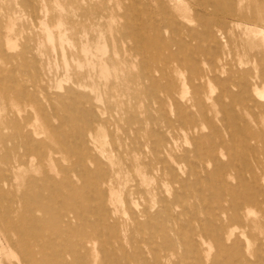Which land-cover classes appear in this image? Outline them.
I'll return each mask as SVG.
<instances>
[{
  "label": "rangeland",
  "instance_id": "1",
  "mask_svg": "<svg viewBox=\"0 0 264 264\" xmlns=\"http://www.w3.org/2000/svg\"><path fill=\"white\" fill-rule=\"evenodd\" d=\"M163 1L185 26L182 31L168 25L159 0H149L151 5L148 0H93L92 7L89 0H0V169L5 178L0 181V264H146L145 259L154 264L150 250L164 243L159 225L141 213L134 224L131 216L152 205L156 214L163 199L179 217L169 228H180L184 240L170 262L199 264L191 227L198 232L201 224L203 264H241L235 261V244L251 261L264 255L259 249L264 238V9L237 6L258 23L209 17L208 34L197 21L196 15H204L199 0H178L182 9L174 8L177 2ZM128 13L140 15L149 35L155 34L151 23L156 30L161 26L163 45L143 47L126 36ZM192 30L195 36H190ZM176 40L184 41L186 49ZM101 58L108 62L104 74L117 82V89L104 85ZM189 59L198 60L200 70ZM125 65L135 73L150 70L159 79L162 98L167 93L161 89L172 82L178 106H188L197 118L196 131L178 126L177 106L169 100L161 104L128 93ZM78 81L90 86L78 87ZM144 85L152 84L146 79ZM195 85L201 90L197 106L191 103ZM72 91L99 97L81 107L93 111V140L115 161L123 149L113 150L115 143L130 145L135 129L150 127L151 117L166 114L174 128L167 132L170 151L162 155H170L167 161L173 165L183 158L181 182L162 171L142 182L133 168L122 165L114 186L125 199L108 201L113 220L107 216L99 222L96 209L103 198L90 182L94 176L81 171L77 151L61 148L51 131L63 126L69 132L85 123V116L72 123L61 117L73 104ZM21 131L29 134L28 140L18 136ZM12 136L14 141L8 140ZM89 168L94 173L96 163ZM130 188L153 191L134 195L136 210L128 201ZM219 197L226 211L219 208ZM175 198L181 201L178 206ZM237 209L244 214L241 219ZM221 225L233 231L222 245L211 235ZM88 236L96 239L94 249L79 245ZM57 250L63 252L61 262Z\"/></svg>",
  "mask_w": 264,
  "mask_h": 264
},
{
  "label": "bare ground",
  "instance_id": "2",
  "mask_svg": "<svg viewBox=\"0 0 264 264\" xmlns=\"http://www.w3.org/2000/svg\"><path fill=\"white\" fill-rule=\"evenodd\" d=\"M169 1L170 2H172V1L177 2L173 5L174 8H176V9L181 8L182 9V7H180V1H178V0H169ZM237 1H239L238 4L235 0H199L200 10L202 12H204V15H203V13L196 15L198 24L203 26L207 30L206 32L208 34H210L212 22L209 19V17L212 19V18H214V16H217L220 14L223 15L224 17H228L230 20L229 21L230 23H234V22H237V23H239V22H241V23H243V22L258 23V21L256 19H254L248 15L239 13L237 10V6L238 5L249 6V7H254L255 9L260 10V9H264V0H237ZM159 2H160L161 6L165 12V16H166L165 18H166V21L168 22V25H171L172 27H174L173 30L175 29L176 31H179V30L182 31L185 26H183L181 23H179L177 21V17L173 12H171L168 8L166 9L165 2L163 0H159ZM148 3H149V0H148ZM92 4H93V0H89V6L90 7H92ZM198 10H199V8H198ZM200 10H199V12H201ZM206 15H208V17ZM102 17L103 16H100V18H102ZM140 18H141L140 15H135L132 13L127 14V23H126V27H125L127 30L125 33L126 36L128 35L130 37H133L143 47L162 46L163 45L162 43L164 41L162 42L161 34L158 31V29L161 26H159V28L156 30V28H157L156 24L155 23L152 24L151 23L152 21H151L150 25L154 29L155 34L149 35L148 34L149 29H147L149 25L146 24L145 22L143 23V21H141L142 18L141 19ZM229 22H227V23H229ZM45 27H47V26H45ZM167 27H170V26H167ZM172 27H171V29H172ZM110 29H112V28L110 27ZM187 32L189 34V31H187ZM50 33H51V30H50L49 34ZM52 33H53V31H52ZM120 34H121V32H120ZM195 35H196V33L192 30V32H190V36H195ZM201 37H202V35H201ZM61 38H59V39H61ZM208 38H210V36ZM208 38H206V39H208ZM196 40H197V38H196ZM176 42H180V40L179 41L176 40ZM180 45L181 46H179V47L186 49V44L184 41H181ZM189 45H190V43H189ZM190 50H191V48H190ZM192 54L194 55L195 53H192ZM109 60L111 61L112 58H110ZM197 61L198 60H196V61L195 60L192 61V59L190 60L191 64L193 65V68H195L198 71V70H200V66H199ZM190 62H188V63H190ZM100 64L102 67L101 75L106 78L104 85L105 86L110 85L112 87V89L113 88L117 89V82L116 81H109V79L107 78L108 76L104 74L105 71L103 69L108 64L106 59L101 58ZM217 69H218L217 65L212 66V72H214L215 74L217 72ZM122 73H124L122 78H124V80L126 81L125 86H126V90L128 93L133 95L136 99H141L143 97H147L150 101H152V100L157 101L161 104H165L166 99L169 100L172 104L177 106V109H176V117L177 118L175 119V122L179 123L178 126H180L182 129H184L186 131H192V132L196 131V129L198 127L197 118L193 114L187 112L188 106H186V107L178 106L179 104H178V101L174 95V84L172 82L168 83L167 85H165V87L163 89H161V91H165L167 93V96L162 98L161 95L159 94V91L157 90L159 79L152 72H150V70L144 69V70H142V72L135 73L129 69L128 65H125L122 68ZM119 74H120V71L115 70V75H114L115 78H119ZM213 77H214V75H213ZM90 78H91L90 74L85 75V79H90ZM199 78H202V76ZM146 79L149 80L150 83L152 84L151 87H146V85H144V81ZM75 85L78 87H83L85 89L88 86H90L88 84H84V83H81L79 81L75 82ZM94 88H95V84L92 86V90ZM195 94H196V96L191 99V103L193 106H197L201 103V98H200L201 90H200V86H198V85H195ZM71 98L73 100V104L71 105V107H68L67 111L65 113H63L61 117L63 118V120H66L67 122L72 123V122L79 121L80 119H82L83 116H85V123H83L79 126H71V129L69 132L63 126H60L56 129L52 128L51 131H52L54 139L58 142V144L60 145L61 148L66 149L67 151H73V149H75L77 151L78 158L76 160V165L80 166L81 171L86 175L92 174V176H94L90 182L95 186V188L97 189L96 191L98 192L100 197L103 198L102 202L100 204V207H98L99 209L98 208L96 209L97 214L98 213L100 214L99 222L104 221L107 216L113 220L114 215L112 212L110 213V211H112V209L108 206V203H107L108 201L114 202V200L115 201H122L125 199V197H123L122 193L115 191L116 189L114 186V183H115L117 177L121 173L122 165L127 166V168L129 170H130V167L133 168L141 176L142 182L148 181L150 179L149 175L155 171L168 172L169 174H171L174 181L181 182L180 177L178 175V171L182 170V166H183L182 162L184 161V160H182L183 158L181 160L175 158L176 160H174V163L176 165H173L167 161L168 157L170 155L169 156H163L162 155L163 152H165L167 150L170 151V149H169L170 141L167 137V132L171 131V129L174 128V124H172V122L168 119L166 114H163L162 117L159 119L156 117H151L152 125L150 127H142L141 126L137 129H135L134 135L132 138V142L130 145L123 147V145L121 143H115L113 146V148H114L113 150H115V149L121 150L123 148L119 154L118 161H115V160H113V158L110 155H107L103 150H101L98 147V145L96 144V142L93 140V131H94V125H93L94 113H93V111L88 110L87 108H84V106L81 107V105H84V103H90V102H94L95 100H98L99 97L93 95L90 92H84V93L79 92L78 93L76 91H72ZM120 102H123V101H120ZM201 117L204 120L207 118V116H205L204 114H201ZM233 131H232V133H233ZM61 134L65 135L64 140L60 137ZM18 136H20L21 138H23L25 140L29 139V134L23 133L22 131L18 133ZM3 139H5V138H3ZM8 140L14 141V137L13 136L9 137ZM172 144H174V143H172ZM40 147L41 146H39L37 148L39 149ZM146 149H148L147 152H146ZM124 154L129 155L132 159L131 160L129 159V161L125 160L123 158ZM167 155H168V153H167ZM103 159H105L107 161V163H106L107 165H105V166L103 164ZM173 159H174V157H173ZM90 162L96 163V165H97L96 171H93L94 173H92L91 169L89 168ZM138 180H139V178H138ZM223 180L226 181L225 178H223ZM0 181H5L3 170H1V169H0ZM144 191L146 192V194H151L153 189H151V190L146 189ZM144 191H142L138 188H130L128 191V194H127L129 196L128 201L131 204V206L134 207L136 210H137V203L134 200V195L144 193ZM232 193H233V196L235 197L234 191H232ZM167 194H169V193H167ZM165 195L166 194H164V196ZM177 195H178V193H177ZM249 198H252V197L248 194L247 199H249ZM162 202H163V204H162L161 208L156 212V214L151 213V209L153 208V205L151 207H144L138 213L134 211L133 215L131 216V219H132L131 221H133L134 224H138V216H139V213H141V215L144 216L147 220H150V221L152 220L151 222L158 224L159 228H160L159 234H160V237L163 239L164 243L160 244V246L158 245L156 247H153L150 250V253H151L152 258H153V263L154 264H174V262H170L171 256L176 254L178 248H180L182 245H184V240L182 241L180 228H177L176 226H172L170 229L169 225H168V223H173V224L179 223V217H177V215L175 216V214L172 213V208L166 204L165 199H163ZM180 202L181 201L179 198H175L173 203L175 204V206H178L180 204ZM218 204H219V208L221 209V211H226V207L224 205V198L219 197L218 198ZM22 212H24V211H22ZM235 212H236L237 219H241L244 215L240 209H237ZM200 229L201 230L197 232V230H195L194 228L191 227V232H192L191 243H193L194 250L197 253V258H196L197 263L203 264V256H202L203 241H202V238L205 235L204 234L205 226L203 224H201ZM170 230H172L174 232L176 239H172ZM232 233H233V231L229 230V228L225 225H221L220 227H215V228L213 227L211 229V235L213 237V240L216 243H219L220 245H222L224 243V241H223L224 237L227 234L232 235ZM90 244L93 246V249H94L95 244H96V239L95 238L92 239V237L90 238L88 236L84 240L83 243L79 242V245H81L82 247H84L86 249L88 248V246ZM247 248H248V250H250L251 242H248ZM234 249L236 251L235 261H239L241 264H253V263L264 264V255L262 257H260L258 254L256 261H251L250 259H248L246 257V255H244L242 250L240 248H238L236 244L234 245ZM259 249L261 252L264 253V238L261 241V245L259 246ZM250 253H251V251H250ZM55 255L57 256V258L59 259L60 262L64 260L62 251L57 250ZM145 260H146V262H145L146 264H150V262L147 259H145Z\"/></svg>",
  "mask_w": 264,
  "mask_h": 264
}]
</instances>
